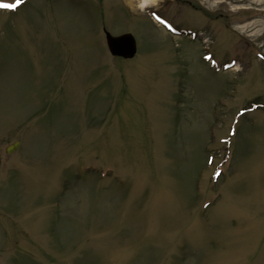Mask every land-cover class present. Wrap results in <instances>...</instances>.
Masks as SVG:
<instances>
[{"label": "rangeland", "instance_id": "1", "mask_svg": "<svg viewBox=\"0 0 264 264\" xmlns=\"http://www.w3.org/2000/svg\"><path fill=\"white\" fill-rule=\"evenodd\" d=\"M0 1V264H264V0Z\"/></svg>", "mask_w": 264, "mask_h": 264}, {"label": "water", "instance_id": "2", "mask_svg": "<svg viewBox=\"0 0 264 264\" xmlns=\"http://www.w3.org/2000/svg\"><path fill=\"white\" fill-rule=\"evenodd\" d=\"M107 44L110 52L115 56H121L126 59L133 58L137 53L136 40L131 34H123L121 36H112L110 33L106 34ZM16 145L9 148L8 151H12L16 148Z\"/></svg>", "mask_w": 264, "mask_h": 264}, {"label": "flooded vegetation", "instance_id": "3", "mask_svg": "<svg viewBox=\"0 0 264 264\" xmlns=\"http://www.w3.org/2000/svg\"><path fill=\"white\" fill-rule=\"evenodd\" d=\"M243 8H254L257 12H252V10L247 11L248 13H251V15L248 16L247 19H262L264 21V8L261 7H254V6H249V7H243Z\"/></svg>", "mask_w": 264, "mask_h": 264}, {"label": "snow or ice", "instance_id": "4", "mask_svg": "<svg viewBox=\"0 0 264 264\" xmlns=\"http://www.w3.org/2000/svg\"><path fill=\"white\" fill-rule=\"evenodd\" d=\"M16 7H17L16 4L0 3V8L14 9Z\"/></svg>", "mask_w": 264, "mask_h": 264}, {"label": "bare ground", "instance_id": "5", "mask_svg": "<svg viewBox=\"0 0 264 264\" xmlns=\"http://www.w3.org/2000/svg\"><path fill=\"white\" fill-rule=\"evenodd\" d=\"M152 1V0H151ZM155 0H153L152 2H154ZM143 3H142V6L143 7H147L148 6V4L150 3V0H143L142 1Z\"/></svg>", "mask_w": 264, "mask_h": 264}]
</instances>
